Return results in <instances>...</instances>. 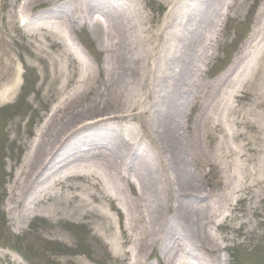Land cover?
Masks as SVG:
<instances>
[{
	"label": "bare ground",
	"instance_id": "obj_1",
	"mask_svg": "<svg viewBox=\"0 0 264 264\" xmlns=\"http://www.w3.org/2000/svg\"><path fill=\"white\" fill-rule=\"evenodd\" d=\"M62 1L63 6L57 5ZM168 1L172 7L163 21L152 23V18H146L143 21L144 30H140L137 24L140 18L136 20L138 15L132 14L128 0H23L16 7L15 13L29 18L31 21L28 23L37 21L31 32L37 34L44 31L42 39L49 41V48L60 47L57 50L59 60H55L54 64L46 61L44 66L52 80L51 85H54L48 89L58 95V102L46 116L41 135L33 139V148L26 153L23 166L18 171L20 179L13 186L14 196L10 197L16 198V202H25L17 223L30 212L31 206L43 201L42 197L49 194L46 192L49 188L65 184L70 190V198L74 200H82L87 205L102 202L101 216L109 225L112 226L113 222L111 208L121 213V227L118 232L113 230L111 237L114 243L110 244L111 249L120 251L115 253V257L122 260L121 264H126V257L132 261L131 264H143L146 256L143 255L154 249L155 242L165 239L167 264H222L219 256L222 247L210 236L212 232L208 224L213 216L221 219L229 217L231 213L225 214L223 209H231L223 203L233 199L236 204L246 199L244 191L247 183L251 185L253 182L247 180L243 163L235 165L232 170L229 168V173L224 169L226 183L222 194L213 197L211 205L199 203L203 198L198 185L202 182L197 183L193 177L192 167L198 155L191 149L189 132L200 113L201 120L212 119L217 103L221 101L231 105L237 90H232L229 95L226 91L221 92L223 96L218 102L220 85L216 87L203 80L201 71L198 73L196 69L200 57L197 59L195 52H200L198 48L204 42L203 37L207 36L210 40L205 48H211L212 53H200L201 59L203 55L208 61L216 57L218 52L213 49L214 42L219 47L222 31L217 26L225 25L238 15H244V12L253 14L256 0L239 7L235 5L237 0ZM191 1H196V4ZM41 7L44 8L33 13ZM263 9L260 10L262 14ZM260 12L259 17H263ZM77 22L80 26L90 22L96 35L112 41L106 46L109 53L107 81L103 89L96 93L97 98L87 101L81 108L74 102L78 96L96 89L99 78L93 73V64L89 61L83 63V54H78L68 42ZM212 28L216 29L213 38L207 35ZM150 34L154 40L157 36L161 39L155 47L159 51H167L164 59L158 55L161 63L164 60L170 64L167 73L160 66L154 84L149 85L146 91L147 105L140 110L136 103L142 101L146 79L152 71L148 56L154 57L153 48L142 45V41ZM260 35L259 32L253 41ZM40 50L46 51V47ZM64 55L72 57L80 68L75 69L62 61ZM4 63L8 66L9 61ZM101 71L100 67L99 73ZM6 73V68L0 69V78ZM193 75L196 81L191 80ZM17 86L18 80L15 79L13 83H7L4 92H15ZM59 107L67 111L65 115L62 113L64 110L58 111ZM194 108H197L196 114L191 115L189 111ZM118 109L130 110L104 115ZM133 116L140 120L137 121L142 130L140 133L131 132V141L125 136V126L119 121H130L127 117ZM116 119L117 124L112 122ZM210 124L211 121L205 124L206 136L212 134L207 130ZM230 125L233 124L230 122ZM221 127L222 132L229 135V128ZM232 131L237 134L238 128L234 127ZM106 136L109 139L102 144L99 139ZM142 138L154 148L158 166L146 150L142 149L138 154L137 145ZM83 144L89 147L82 149ZM75 147L77 149L73 150ZM216 149L215 154L202 160L208 166L205 176L209 171L216 170V163L226 160L225 151ZM237 150H232L231 155ZM164 158L168 159L169 167ZM71 179H81L89 188L79 191L81 186L67 183ZM154 194L157 196L155 202ZM185 237L197 250L186 246L183 242ZM129 243L133 244V248H126ZM133 250L136 252L133 253Z\"/></svg>",
	"mask_w": 264,
	"mask_h": 264
},
{
	"label": "rangeland",
	"instance_id": "obj_2",
	"mask_svg": "<svg viewBox=\"0 0 264 264\" xmlns=\"http://www.w3.org/2000/svg\"><path fill=\"white\" fill-rule=\"evenodd\" d=\"M22 1L0 0V69L7 70L5 77L0 78V264H121L122 260L115 257V253L120 251L110 247V244L114 243L111 234L113 230L118 232L117 222L122 219L121 213L111 210L114 224L109 225L101 216L102 202L96 201L87 205L82 200H74L70 198V190L64 186L65 184L61 185L62 187L49 188L46 191L49 194L42 197L43 201L31 206L29 214L22 217L27 220L23 221L20 218L21 225L16 222L18 216L21 217L25 202H16V198L11 199L10 197L14 196L12 189L15 181L20 179L18 171L23 166L26 153L33 148V139L41 135L46 116L57 105L58 95L48 89L54 85H51L52 80L44 66L46 61L54 64L55 60H59L57 50L60 49L49 48V41L42 39L44 31L34 34L31 32L33 28L25 26L26 31L21 28L22 15H17L15 9ZM244 1L237 0L236 7L252 2ZM128 2L133 10L132 14L138 15L136 20L140 18V22L137 21L140 30L146 29L143 24L146 18H152V23H161L172 7L168 0ZM191 2L193 5L196 4V1ZM261 2L262 0H256L253 14L244 12V15H238L225 25L217 26L218 29L222 28V31L219 36V47H216L214 42L213 49L218 52L216 57L208 61L203 55L201 59L200 53H212L211 48H205L209 44L207 36L203 37L204 42L198 48L200 52H195L197 59L200 57L196 69L198 73L201 71L203 80L216 87L220 85L218 102L223 96L221 92L226 91L228 94L234 89L237 90L231 105L227 102L223 104L221 101L217 103L216 114L212 115V119L210 117L201 120L200 113L189 132L191 149L198 155V158L195 156L196 164L192 167L193 177L197 183L202 182L198 185L201 199L203 198L199 203L211 205L212 198L222 194L226 183L224 172L229 173V168L232 170L235 165L243 163L246 166L247 180L253 182L251 185L247 183L244 191L246 199L236 204L233 199L223 203L231 209L228 210L226 207L223 209L225 214L231 213L229 217L221 219L213 216L208 224L212 232L210 236L222 247L219 254L222 264H264V11L263 14L260 12L264 8V2ZM57 5L63 6L64 2ZM43 8L35 9L33 13ZM259 12L263 17H259ZM77 23L71 40L77 42L75 45L85 54L81 56V61L93 64L95 67L93 73L99 78L96 89L78 96L74 102L81 108L87 101L97 98L96 93L103 89V84L107 81L105 76L109 53L106 46L112 41L96 35L90 22L82 26ZM214 30L216 29L208 30L207 35L213 38ZM259 32L261 35L253 41ZM40 39L42 41H39ZM160 40L159 36L154 40V36L150 34L142 41V45L153 48L154 57L148 56L152 71L148 80L146 79L142 101L136 103L140 110L147 105L146 91L149 85L151 87L154 84L160 66L166 69V73L169 71L170 63L163 60L162 64L159 59L160 57L164 59L167 51H159L155 47ZM41 47H46V51H41ZM62 59L73 68H80V64L77 65L72 57L64 55ZM4 61H9L8 66ZM100 67L102 71L99 73ZM15 79L18 80L16 91L4 92L7 83H13ZM191 80L196 81V76L193 75ZM63 110H60V107L58 109L60 112ZM128 110L130 109L111 110L112 112L104 115ZM196 110L197 108L191 109L189 113L195 115ZM66 112L64 110L62 113L65 115ZM127 118L130 121L119 122L126 128L125 136L132 141L131 132L140 133L142 129L138 118L134 116ZM210 121L207 130L212 134L206 136L205 124ZM112 122L117 124L118 121L116 119ZM230 122L233 125H230ZM221 125L229 128V135L222 132ZM234 127L238 128L237 134L232 131ZM108 137L99 140L103 144ZM137 146L138 154L142 149L144 152L146 150L149 157L154 159V164L159 165L157 154L147 139L142 138ZM85 147L87 146L84 145L82 148ZM216 148L225 151L226 160L216 163V170L209 171L205 176L208 166H205L206 161L202 160L215 154ZM76 149L77 147L73 150ZM234 149L238 150L231 155ZM164 162L169 167L168 159L164 158ZM224 169L226 170L223 171ZM243 173L245 174L244 170ZM67 183L81 186L79 191L89 188L81 179H71ZM137 186L140 188L139 184ZM156 199L157 196L154 194V202ZM212 202L216 204L215 200ZM13 205L16 206L15 209L12 208ZM170 219L171 214L168 215V220ZM165 241L166 239L155 242L154 249L143 255H146L144 264H167L165 258H168V250L165 248ZM183 242L187 247H192V243L186 237ZM126 248H133V244H127ZM9 250L18 254L13 253L12 256ZM134 252L136 251L133 250ZM20 259H24V263ZM128 261L126 257L125 263L131 264L132 261Z\"/></svg>",
	"mask_w": 264,
	"mask_h": 264
}]
</instances>
